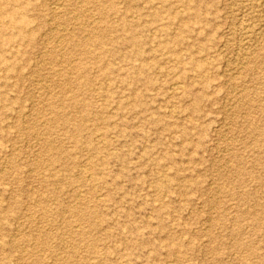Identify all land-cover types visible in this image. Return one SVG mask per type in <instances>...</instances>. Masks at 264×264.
Masks as SVG:
<instances>
[{
	"label": "rangeland",
	"instance_id": "1",
	"mask_svg": "<svg viewBox=\"0 0 264 264\" xmlns=\"http://www.w3.org/2000/svg\"><path fill=\"white\" fill-rule=\"evenodd\" d=\"M0 264H264V0H0Z\"/></svg>",
	"mask_w": 264,
	"mask_h": 264
},
{
	"label": "bare ground",
	"instance_id": "2",
	"mask_svg": "<svg viewBox=\"0 0 264 264\" xmlns=\"http://www.w3.org/2000/svg\"><path fill=\"white\" fill-rule=\"evenodd\" d=\"M261 18V17H260ZM234 27V26H233ZM250 31V30H249ZM245 38V37H244ZM257 45V44H256Z\"/></svg>",
	"mask_w": 264,
	"mask_h": 264
}]
</instances>
